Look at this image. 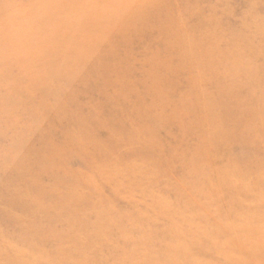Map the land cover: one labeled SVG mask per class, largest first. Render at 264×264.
<instances>
[{
    "label": "rangeland",
    "instance_id": "374dc122",
    "mask_svg": "<svg viewBox=\"0 0 264 264\" xmlns=\"http://www.w3.org/2000/svg\"><path fill=\"white\" fill-rule=\"evenodd\" d=\"M0 264H264V0H0Z\"/></svg>",
    "mask_w": 264,
    "mask_h": 264
},
{
    "label": "bare ground",
    "instance_id": "6f19581e",
    "mask_svg": "<svg viewBox=\"0 0 264 264\" xmlns=\"http://www.w3.org/2000/svg\"><path fill=\"white\" fill-rule=\"evenodd\" d=\"M46 13V12H45ZM46 16V15H45ZM26 78V77H25ZM9 83V82H8ZM6 84V83H5ZM8 90V89H7ZM9 93V92H8Z\"/></svg>",
    "mask_w": 264,
    "mask_h": 264
}]
</instances>
